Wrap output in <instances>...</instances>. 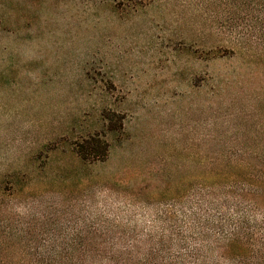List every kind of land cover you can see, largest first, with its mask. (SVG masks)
Instances as JSON below:
<instances>
[{
	"label": "rangeland",
	"instance_id": "obj_1",
	"mask_svg": "<svg viewBox=\"0 0 264 264\" xmlns=\"http://www.w3.org/2000/svg\"><path fill=\"white\" fill-rule=\"evenodd\" d=\"M252 4L0 0L1 229L128 232L216 154L264 136ZM92 136L108 143L104 162L73 150Z\"/></svg>",
	"mask_w": 264,
	"mask_h": 264
},
{
	"label": "trees",
	"instance_id": "obj_2",
	"mask_svg": "<svg viewBox=\"0 0 264 264\" xmlns=\"http://www.w3.org/2000/svg\"><path fill=\"white\" fill-rule=\"evenodd\" d=\"M230 1H256L264 33V0ZM105 120L116 130L115 114ZM240 143L243 149L216 154L210 169L169 191L153 218L128 232L38 238L0 226V264H264V136ZM108 147L98 136L73 144L88 163L104 162Z\"/></svg>",
	"mask_w": 264,
	"mask_h": 264
}]
</instances>
